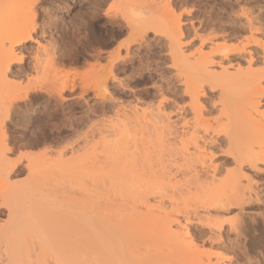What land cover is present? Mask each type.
I'll list each match as a JSON object with an SVG mask.
<instances>
[{
	"label": "bare ground",
	"instance_id": "1",
	"mask_svg": "<svg viewBox=\"0 0 264 264\" xmlns=\"http://www.w3.org/2000/svg\"><path fill=\"white\" fill-rule=\"evenodd\" d=\"M40 1L0 0V127L5 126L9 116L17 114L19 101L35 103L43 93L62 108H69L73 99L87 108L94 105L99 109L105 106L107 98L111 104L116 102L109 90L110 85L119 82L117 68L123 60L113 55L107 57L108 72L87 82L78 95L67 81L56 87L57 90L52 85L46 89L32 84L23 93H12L14 83L7 76L17 71L11 69L12 65L23 64L20 53L33 40L32 33L39 26L33 5ZM117 1L122 4V12L105 15L112 22L120 19V26L130 33L123 44L126 55L145 44L150 33L159 36L163 32L166 21L155 17L157 0ZM242 13L240 21L249 36L247 44L240 48L228 44L232 33L224 31L222 36L217 32L200 35L199 46L188 51L181 15L177 20L174 17L173 24L169 21L178 35L164 37L189 99L184 109L194 115L185 120V125L190 127L174 128L161 104L142 112L137 105L124 111V115L115 108L118 119L93 124L74 143L67 142L71 145L59 150L53 172H31L38 180L55 177L54 190L58 193L53 196L55 211L51 210L50 218L53 217L48 219V227L42 226L46 230L41 231L39 226V233L34 231L42 234L36 235L41 242L37 247H33L37 243L31 244V250L23 238L20 241L21 234L20 240L16 238L12 227L1 229L0 264H228L222 254L207 247L202 236L191 233L190 224L195 219L194 230L202 229L203 223L212 234H220L225 225L230 231L232 221L226 224L212 219L211 211L239 207L235 218L239 221L245 205L258 196L248 170L264 161V29L257 16ZM95 57L96 61L104 58L101 51ZM259 61L263 63L261 67L257 65ZM38 65L34 66L36 72H39ZM207 89L212 95H218V115L214 120L207 118L204 110L202 97L209 93ZM220 136L226 141L234 163L225 177L220 176L221 169L215 163V144ZM78 146L92 149L86 161L85 183L107 180L120 199L116 216L102 221L93 218L87 207L76 206L77 203L73 207L68 203L73 201L74 191H90V187L80 184L79 169L65 165L70 160L69 154ZM100 146L101 152L96 150ZM19 165L16 163L10 172L15 173ZM104 165L106 169V165L110 166L108 170H104ZM245 232L246 238H250Z\"/></svg>",
	"mask_w": 264,
	"mask_h": 264
},
{
	"label": "rangeland",
	"instance_id": "2",
	"mask_svg": "<svg viewBox=\"0 0 264 264\" xmlns=\"http://www.w3.org/2000/svg\"><path fill=\"white\" fill-rule=\"evenodd\" d=\"M72 1L42 0L33 5L36 11L35 20L39 26L32 33L33 40L29 41L20 53L24 57L23 64L12 65L11 69L17 71L8 73L9 81L14 83L12 93H23L32 84L42 85L46 89H51L52 85L57 90L63 81H67L78 95L87 82L108 72L107 57L113 55L123 60L118 63L117 68L119 82L110 85L109 90L116 102L111 104L107 98L105 106H100L99 109L94 105L87 108L81 101L73 99L67 106L69 108H62L57 101L47 98V94L43 93L39 100L33 101L35 103L24 99L19 101V104L17 102L19 113L9 116L5 126L0 127V230L12 227L13 231L16 230V238L20 240L21 234L20 241L25 240L24 244L28 249L36 243L33 247H37L41 242L37 239L42 234H37V230H44L45 227L42 226L49 224L48 219L53 217L52 215L50 218L51 210L55 211L54 195L57 193L55 177H43L45 180L40 178V181L31 172H53L57 153L71 145L69 142H75V139L93 124L106 123L111 118L118 119L115 108L119 114L124 115V111L137 105L141 107L139 110L142 112L155 109L161 104L174 128L190 127L185 125V120L194 115L192 111L184 109L189 99L184 93V86L172 63L165 39L167 35L176 32L169 21L173 24L174 17L177 20L181 15L183 38L187 42L188 51L199 46L200 35L208 36L211 32H217L221 36L224 31L231 32L232 36L228 40L231 47L240 48L247 44L249 32L244 30L240 21L244 16L243 11L257 16L264 29V0H157V5H154L155 17L166 21L162 34L155 36L150 33L145 44L126 55L123 44L129 39L130 33L120 26V19L112 22L105 15L106 12L120 14L122 4L117 0ZM68 5L70 8L66 9ZM81 15L84 17L81 18ZM252 46L249 45L250 48ZM207 49L210 50L209 47H206ZM97 51H101V56L105 59L94 60ZM35 65L40 66L39 72H36ZM257 65L261 67L262 61ZM207 92L209 93L202 97L204 110L206 117L214 120L218 115V95H212L208 89ZM91 103L93 104V101ZM117 123L121 127V121ZM131 124L133 126V123ZM213 135L217 137L216 134ZM128 139L130 141L129 137ZM215 145V163L221 169L220 176L225 177L227 171L234 167L233 158L221 136ZM78 147L72 155L69 154L70 160L65 165L66 168L79 169L78 176H82L78 180L82 187H90V191L70 190L74 191L71 200L74 197L76 201L73 199L75 203L68 202L70 200L67 202L72 204L71 206L77 203L76 206L87 207L95 219L103 221L116 216L120 206L119 198L107 180L102 179L95 184H90L87 180L88 185L85 183L86 161L88 152L92 149ZM96 150L101 152L103 149L100 146ZM16 163H20L19 169L11 173L10 169ZM108 165L107 169L104 165V170H108ZM248 171L252 177L253 190L258 196L245 205L241 220H235L239 207L211 211L212 219L224 221L226 224L232 221L230 231L229 226L225 225V230L220 234H212L203 223L200 224L202 229L194 230L195 219H192L190 224L191 233L202 236L207 247L222 254L224 262L228 264H261L264 261V161ZM245 230L250 238H246Z\"/></svg>",
	"mask_w": 264,
	"mask_h": 264
}]
</instances>
